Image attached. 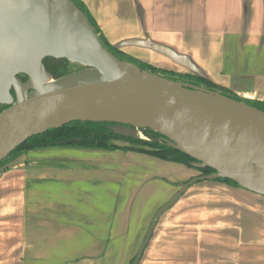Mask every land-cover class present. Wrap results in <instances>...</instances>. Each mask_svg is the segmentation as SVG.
Returning a JSON list of instances; mask_svg holds the SVG:
<instances>
[{"label": "crops", "instance_id": "1", "mask_svg": "<svg viewBox=\"0 0 264 264\" xmlns=\"http://www.w3.org/2000/svg\"><path fill=\"white\" fill-rule=\"evenodd\" d=\"M77 1L124 53L264 103V0ZM197 175L131 151L23 152L0 168V264H130L156 211ZM138 264H264V197L220 180L191 185Z\"/></svg>", "mask_w": 264, "mask_h": 264}, {"label": "water", "instance_id": "2", "mask_svg": "<svg viewBox=\"0 0 264 264\" xmlns=\"http://www.w3.org/2000/svg\"><path fill=\"white\" fill-rule=\"evenodd\" d=\"M126 44L191 67L161 45ZM45 58L84 69L47 79ZM0 104L8 106L0 112V162L48 130L71 122H105L126 138L140 139L149 129L193 159L194 168L213 170L181 184L156 211L132 264L139 263L161 214L191 185L225 179L264 197V111L113 57L71 0H0Z\"/></svg>", "mask_w": 264, "mask_h": 264}, {"label": "trees", "instance_id": "3", "mask_svg": "<svg viewBox=\"0 0 264 264\" xmlns=\"http://www.w3.org/2000/svg\"><path fill=\"white\" fill-rule=\"evenodd\" d=\"M81 11L84 17L87 19L89 24L92 26L96 35L98 36L99 41L106 51L113 57L127 61L136 65L142 71H148L152 74H161V75H176L173 78L164 77L171 80L180 79L182 82L188 83L190 85L204 86L206 89L219 92L225 96H228L237 101L243 102L247 105L255 107L259 110L264 111V103L258 101H249L241 99L236 95L232 94L230 91L221 89L206 80L203 77L196 75H179L171 71L162 70L155 66L149 65L148 63H143L137 61L135 58L126 55L122 50L108 44L103 37L98 33L96 26L91 20L90 16L85 11L83 5L77 0H71ZM43 65L45 68V75L47 79L56 80L70 73L84 69L82 66L77 64L69 63L64 59H55V58H45L43 60ZM163 77V76H162ZM172 77V76H171ZM18 78L22 81H26V77L23 75H18ZM184 78V79H182ZM13 94V91H11ZM7 105L0 104V112L6 109ZM114 123H95V122H71L57 129L48 130L42 134L33 136L27 139L26 142L18 146L10 155L0 162V168L8 164L12 159L17 157L23 152L46 148V147H80L88 149H102L108 151L122 150V151H131L137 153H143L167 162H173L185 165L189 168H194L192 164L195 162L190 157L184 155L183 153L175 150L174 148L168 145V141L161 137L159 134L145 129L141 133L146 136L147 140L126 138L119 135H116L112 131ZM198 175H208L213 172L212 169L205 167L202 169L194 168ZM197 175V176H198ZM224 181L233 185V182L229 180L222 179ZM134 257L132 258L130 264L133 263Z\"/></svg>", "mask_w": 264, "mask_h": 264}, {"label": "rangeland", "instance_id": "4", "mask_svg": "<svg viewBox=\"0 0 264 264\" xmlns=\"http://www.w3.org/2000/svg\"><path fill=\"white\" fill-rule=\"evenodd\" d=\"M126 55H128V56H130V57H133V58H135L137 61H139V62H143V63H146V62H144L143 61V59L142 58H139V57H135V56H131L130 54H127V53H125ZM155 60V59H154ZM152 64V66H155L156 64H154L153 62L151 63ZM151 64H149V65H151ZM162 64V63H161ZM162 65H164V66H166V64H162ZM158 65H156V67H157ZM157 68H160V69H162V70H167L168 68H169V65L168 66H166L164 69L161 67V66H159V67H157ZM170 68H172V67H170ZM168 71V70H167ZM172 72V71H171ZM173 73H175V74H179V75H182V74H180L179 72H175V71H173ZM160 76H163V77H170V78H173L174 76H176V75H167V74H165V75H161V74H159ZM172 76V77H171ZM182 79H184V78H182ZM177 81H181L180 79H177ZM182 82V81H181ZM141 135L143 136V138H140L141 140H147L146 138V136H144L142 133H141ZM108 151V150H107ZM113 151V150H112ZM173 164H175V163H173ZM181 165V164H180ZM192 169V172H193V174H198V172L194 169V168H191ZM175 171H177V170H175ZM174 171V172H175ZM190 173H191V170L189 171ZM141 245V244H140ZM140 247V246H139Z\"/></svg>", "mask_w": 264, "mask_h": 264}, {"label": "bare ground", "instance_id": "5", "mask_svg": "<svg viewBox=\"0 0 264 264\" xmlns=\"http://www.w3.org/2000/svg\"><path fill=\"white\" fill-rule=\"evenodd\" d=\"M140 137L143 138V136L140 134Z\"/></svg>", "mask_w": 264, "mask_h": 264}]
</instances>
